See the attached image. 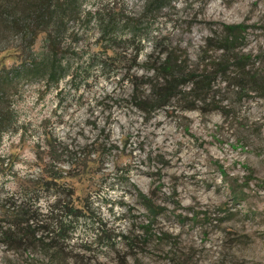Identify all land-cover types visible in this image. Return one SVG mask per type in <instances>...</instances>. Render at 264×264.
I'll return each mask as SVG.
<instances>
[{
	"label": "rangeland",
	"instance_id": "1",
	"mask_svg": "<svg viewBox=\"0 0 264 264\" xmlns=\"http://www.w3.org/2000/svg\"><path fill=\"white\" fill-rule=\"evenodd\" d=\"M95 5L112 18L109 39L93 16L65 13L63 62L77 75L56 85L14 78L3 98L14 121L0 141L1 219L48 142L86 157V172L67 179L88 215L62 262L0 232V264H264V87L249 89L244 71L264 81V0H171L151 11L144 0H82L83 12ZM222 23L242 25L227 49ZM43 36L30 44L13 27L0 42V74L12 76ZM162 49L187 73L146 115L137 102ZM240 53L249 55L243 70ZM202 77L208 84L192 89Z\"/></svg>",
	"mask_w": 264,
	"mask_h": 264
},
{
	"label": "trees",
	"instance_id": "2",
	"mask_svg": "<svg viewBox=\"0 0 264 264\" xmlns=\"http://www.w3.org/2000/svg\"><path fill=\"white\" fill-rule=\"evenodd\" d=\"M170 1L144 0L143 8L144 11L158 10ZM104 7L95 5L83 12L82 0H0V42L13 27L28 33L30 44L35 35L44 33L43 47L39 51L21 61L18 66H13L12 76L9 73L0 74V141L4 131L14 121L11 108L3 104L7 89L14 85L13 79L18 76L29 81L42 78L46 84L54 85L66 75L74 79L76 70L63 62L64 48L60 36L64 24L61 19L65 13L75 18L91 15L101 23V35L109 39L108 34L113 31V21L111 17L104 19L101 16L104 13L109 14L103 10ZM122 21L126 25L133 23L128 22L127 18ZM221 29L224 30L220 38L221 48H230L239 41L241 23H222ZM141 30L138 28V33L131 32L130 37L139 38ZM106 48L114 50L111 45ZM104 54L106 56V53ZM159 54L157 63L148 66L153 71L148 79L153 77V80L149 82L145 92L142 91L143 96L137 102V106L146 115L154 108L168 104L180 91L179 85L184 83L183 72L187 73L180 67L179 62H175V58L172 62L169 60V50L162 49ZM248 59L249 55L240 53L235 56L234 64L243 70L248 64ZM248 69L250 68L244 71L248 73L249 89L263 88L264 81L257 77L256 69ZM203 78L199 79L200 84H196L197 80H194L192 89L202 90L208 84L206 77ZM35 157L39 170L37 174H26L22 177L18 196L4 211L7 217L0 218V232L8 243L14 241L16 246L23 244L25 247H31L30 252L47 255L49 261L62 262L65 259L66 247L71 245L79 219L88 215L89 209L87 204L77 203L80 198L75 193L74 184L68 181L67 177L82 176L86 172L87 159L53 142L46 143V147L35 154ZM65 163L67 168L62 166ZM136 196L148 210H154L150 205L149 196L140 191ZM107 238H110L109 235Z\"/></svg>",
	"mask_w": 264,
	"mask_h": 264
}]
</instances>
